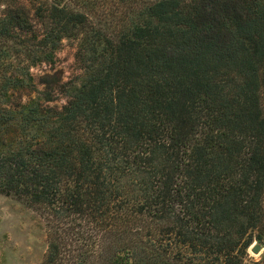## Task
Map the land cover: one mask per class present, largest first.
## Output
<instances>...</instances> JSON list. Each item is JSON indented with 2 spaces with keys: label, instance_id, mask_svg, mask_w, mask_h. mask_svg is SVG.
Here are the masks:
<instances>
[{
  "label": "trees",
  "instance_id": "16d2710c",
  "mask_svg": "<svg viewBox=\"0 0 264 264\" xmlns=\"http://www.w3.org/2000/svg\"><path fill=\"white\" fill-rule=\"evenodd\" d=\"M120 1L115 33L36 8L47 57L79 41L61 107L0 53V193L43 209L36 264H264V0ZM30 14L7 4L0 38Z\"/></svg>",
  "mask_w": 264,
  "mask_h": 264
},
{
  "label": "rangeland",
  "instance_id": "374dc122",
  "mask_svg": "<svg viewBox=\"0 0 264 264\" xmlns=\"http://www.w3.org/2000/svg\"><path fill=\"white\" fill-rule=\"evenodd\" d=\"M7 4H15L31 12V29L17 28L0 38V53L10 54L2 74L5 70L8 75L23 76L31 64L34 86L22 92V102L39 98L45 105L54 107H61L67 101L68 90L82 80L84 67L78 57L79 41L74 37L65 38L55 54L47 57L40 47L43 32L36 8L40 6L44 13L50 4L70 7L86 13L106 33H115L120 29L123 18L128 17L131 6L136 5L120 0H35V7L28 0H0V16ZM18 97L14 96V99ZM5 100L1 99V102ZM48 241V223L43 209L0 193V264L40 263L46 256ZM253 244L248 249L249 254L259 260L264 255V247L255 253Z\"/></svg>",
  "mask_w": 264,
  "mask_h": 264
},
{
  "label": "water",
  "instance_id": "95a60500",
  "mask_svg": "<svg viewBox=\"0 0 264 264\" xmlns=\"http://www.w3.org/2000/svg\"><path fill=\"white\" fill-rule=\"evenodd\" d=\"M261 248H262L261 244L255 243L252 246V251L255 252V253H258Z\"/></svg>",
  "mask_w": 264,
  "mask_h": 264
}]
</instances>
